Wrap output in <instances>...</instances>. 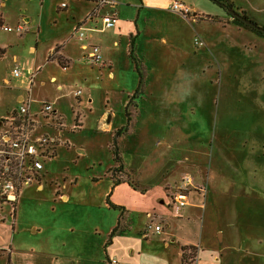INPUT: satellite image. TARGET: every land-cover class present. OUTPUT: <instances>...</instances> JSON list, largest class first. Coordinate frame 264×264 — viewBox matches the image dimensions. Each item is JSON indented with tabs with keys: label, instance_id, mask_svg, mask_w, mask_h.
<instances>
[{
	"label": "crops",
	"instance_id": "0c3cea01",
	"mask_svg": "<svg viewBox=\"0 0 264 264\" xmlns=\"http://www.w3.org/2000/svg\"><path fill=\"white\" fill-rule=\"evenodd\" d=\"M97 1L0 0V20L11 27L22 24L25 30L22 35L0 32V62H10L7 70L0 72V94H10V106L0 110V115L13 110L27 96L24 78H14L11 71L17 68L25 75L33 69L36 72L29 94L32 111L40 103L50 102L65 118L67 108L60 105V100L69 96L70 114L79 100V112L83 115V107L90 112L95 105L91 92L101 91L105 110L95 118L94 133L109 139L108 132L125 128V107L138 86V75L128 56L133 41L134 55L143 67L145 82L143 93L135 100L134 142H130V147L142 155L144 143L140 144L136 136L140 126L144 125V134H154L160 119H166L168 128L170 119L183 117L184 113L194 118L195 108L180 104L188 101L189 89L175 93V86L194 85L201 80L214 85L221 78L222 62L234 61L235 53L253 66L259 81L264 79V39L234 25L223 9L208 0H109L111 5L99 6L95 13ZM175 1L188 7L192 17L172 12L169 7ZM230 1L234 9L264 27V0ZM61 3L66 7L61 8ZM102 15L113 16L115 26L102 29ZM79 33L84 34L81 40ZM196 41L203 45L198 46ZM91 46L98 47L103 65L86 61ZM159 51L177 57L154 67L151 59ZM72 79L77 82V89L81 90V86L87 91L85 97L72 98L70 92L62 91L72 86L67 83ZM113 92L122 95L121 110L117 113L109 105ZM2 98L0 95V101ZM173 101L178 102V107L169 108ZM0 106L3 108V104ZM80 122L78 131L83 126L82 119ZM187 127L182 126L181 133ZM100 128L107 134H100ZM251 130L262 138L253 147L259 152H254V160L261 167L256 186L247 183L255 175L242 179L236 173L230 179L215 171L212 175L208 161H200V157L192 161L197 167L183 161L173 165V161L166 159L161 166L145 169H137V158L136 171L132 162L124 158V163L136 172L138 181L153 184L140 192L126 183L113 185L107 170L97 172L87 177L85 187L100 188L98 201L91 198V189L80 190L76 177L55 169L58 147L55 156L43 164L38 184L32 185L41 192L44 184L50 183L54 188L52 202L60 209L24 213L18 205L23 189L32 185L23 188L14 209H1L0 264H182L185 247L193 248L191 264H264V209H259L262 214L255 217V225L249 207L218 209L209 200L212 193L214 199L253 198L256 191L258 197H264V127ZM77 154L84 155L83 147L78 148ZM94 165L86 169L92 170ZM180 181L188 182L183 207L172 204L171 199L173 187ZM196 186L204 188L198 190ZM68 188L75 190L68 192ZM71 193L75 194L74 207L69 205ZM107 201L122 207L126 217L123 231L111 239L120 213L110 209ZM158 226L161 230L155 232ZM254 228L260 235L258 238L254 236Z\"/></svg>",
	"mask_w": 264,
	"mask_h": 264
},
{
	"label": "rangeland",
	"instance_id": "374dc122",
	"mask_svg": "<svg viewBox=\"0 0 264 264\" xmlns=\"http://www.w3.org/2000/svg\"><path fill=\"white\" fill-rule=\"evenodd\" d=\"M234 11L239 15L242 13L246 18L250 19L245 13L238 10ZM234 56L236 57L234 61L229 59L222 62L221 78L217 79L214 85L209 86L201 80L194 85L174 87L175 93L181 90L185 92L189 89V98L186 99L188 101L181 102L180 104H185L186 107L190 104L191 107H194V118H189L184 113L183 117L170 119L171 124L168 128H165L166 119H160L158 130L154 134H144V125L140 126L136 136L140 140V144L144 143L142 155L130 147V142H134L132 128L128 132H124L122 126L115 128V130L108 132V134L100 128L99 133L107 134L109 139L95 135V118L100 112L105 110V107H103L105 103L103 92L96 90L91 92L95 98V105L90 112L88 108L85 109L83 107V115L79 112V100L76 102V107L73 105L75 108H72L73 113L70 114V110H68L71 102L70 97L65 96L64 99L60 100V105L64 109L67 108L64 110L65 118L61 116L62 123L64 124L62 136L64 143L59 146L58 155L54 158L55 169L59 172L63 169L65 175L68 177H76L78 183H80V190L91 189V198L95 201H98L101 197L100 188L90 185L85 187V185L87 183V177L97 172L103 173V171L107 170V174L114 181H132L138 189H145L149 184H153V181H147L144 185V183L135 178L136 165H134V160L137 158H139L137 169H145L156 164L157 166H161L162 161L166 159L171 162L173 161V165L183 161V164H188L190 167H197L192 161H197L198 157H200V161H208L209 173L212 175L214 171L215 174L219 173L226 179H230L235 173L240 179L255 175V178L247 179V183L256 186L259 184L257 182V175H261V167L254 160V152L255 154L259 152L253 147L262 138H258V134L252 131L251 128L264 127V79L262 81L258 80L259 76L255 75L253 66L242 57L240 58V54L235 53ZM176 57L175 54L159 51L156 56L152 57L151 61L152 65L157 67L164 62L173 61ZM9 66V61H1L0 72H5ZM75 69L78 68L75 67ZM124 76L126 77L127 73H124ZM126 81L131 83V79L129 78H126ZM67 83L72 86L69 85L70 87H65L62 91L67 90L73 98L72 93L79 86L77 87L75 85L77 82L74 79ZM1 85L2 82L0 80ZM80 88L82 97H85L87 91L81 86ZM157 88L162 87L158 86ZM116 93L113 92L109 95V105L117 113V111L121 110L120 106L122 101L120 98L122 95ZM0 95L3 96L0 101V105L3 104V108L0 106V110H5V106H10V100L8 98L10 94L8 92H2ZM76 99H79V97ZM173 103V105H168V107H178V102L173 101ZM142 109L144 110L145 107H142ZM3 112L5 113V111ZM2 116L4 114L0 115V118ZM81 119L83 126L78 131L81 125ZM185 125L188 126V131L185 130V133H181L182 126ZM73 126H75L74 129H72ZM80 146L84 150V155L81 156L77 154ZM114 146L118 151L123 165L122 171L117 170V163L113 161L112 148ZM137 147L142 149V145L139 146L138 144ZM204 150H206V153L203 154L202 152ZM156 155H159V158H155ZM124 158L125 161L132 162L135 171L124 163ZM186 160L189 163L185 162ZM46 162L48 160L44 161V163ZM92 164H95L92 170H87L86 166H91ZM0 169H2L1 166ZM253 169H256V172ZM12 173L13 170L9 174L12 175ZM1 174L2 170L0 171V178ZM184 176L188 177L189 175ZM186 183L188 182L180 181L173 187L174 193L171 195L172 204H174L173 199L177 194H185L187 192L188 188ZM1 185L2 182L0 179V194L2 192ZM204 186H196V188L200 190ZM25 187L28 186H21V190ZM73 189L68 188V192L75 190ZM53 191L54 188L50 183L44 184L41 192L35 191V185H32L31 188L23 189L18 209H23L24 213L32 210L60 209V206L58 207L56 203L54 204L52 202ZM257 194V191L254 192L255 196L253 198L231 199L229 197H216L214 199L212 193L209 200L212 204L215 203L218 209H230L231 206H235L237 209H246V207H249L248 209H251V213L249 212L252 217L251 221L256 225L255 217L264 213V211L261 213V210H259L261 208L264 209V197H258L259 194ZM74 195V193H71L72 200L69 203L73 207ZM261 205L263 206L261 207ZM3 207L4 210L10 209L9 205H3ZM254 236L255 238L260 236L257 228H254Z\"/></svg>",
	"mask_w": 264,
	"mask_h": 264
},
{
	"label": "built area",
	"instance_id": "2783aa9c",
	"mask_svg": "<svg viewBox=\"0 0 264 264\" xmlns=\"http://www.w3.org/2000/svg\"><path fill=\"white\" fill-rule=\"evenodd\" d=\"M96 4L99 7L111 5L112 2L98 0ZM60 7L65 8L66 4L61 3ZM169 9L184 17H190L192 14L188 7L177 1L173 2ZM100 21L102 29L115 26L114 17L111 15L100 16ZM78 30L79 28L75 32ZM24 31L22 24L11 27L0 20V32L22 35ZM78 37L81 40L84 34L79 33ZM196 44L198 46L203 45L200 41H196ZM85 58L86 61L92 64L103 65L99 49L96 46L90 47ZM35 72V70L29 69L23 75L20 69L15 68L11 71L14 78H24L27 96L18 103L17 107L0 118V166L2 168L0 169V171L2 170L0 178L2 182L0 213L3 205H9L10 209H14L21 186L38 184L44 161L52 159L55 156L56 149L64 143L62 140L64 124L54 105L50 102H42L37 109L31 110L33 101L29 94ZM80 95L81 90L75 89L73 91L74 98H78ZM11 170H13L12 175L9 174ZM173 203L177 207L185 206V195L177 194L173 199ZM154 230L159 232L161 228L158 226Z\"/></svg>",
	"mask_w": 264,
	"mask_h": 264
},
{
	"label": "trees",
	"instance_id": "16d2710c",
	"mask_svg": "<svg viewBox=\"0 0 264 264\" xmlns=\"http://www.w3.org/2000/svg\"><path fill=\"white\" fill-rule=\"evenodd\" d=\"M208 1L215 4L219 8L223 9L227 13V15H229V17L232 19V23L234 25H236V26H238V27H240L246 31H249V32L255 34L256 36L264 39V27L263 26H260L257 23L252 21V23L254 24V26L252 27L250 25L245 24L244 22H242L237 17L232 16L228 13V11H230V10H238V9H234L233 4L231 3L230 0H208ZM240 15L242 17H245L244 14H242V13ZM128 50H129V53H128L129 59L133 63L134 70L138 75V86H137V89L135 90L134 94L129 98L128 103L125 107V111H124L125 128L123 129L124 132H128L129 130H131V128L135 122V108H136L135 100L139 96H141V94L143 93L144 82H145V75H144L143 67L139 64V61L135 58V55H134L133 41L130 42ZM112 156H113V161L115 163H117V170L122 171L123 165L121 163L118 151L115 148V146L112 148ZM110 179L112 180L113 185H119L121 183H126L134 190H138L140 192L145 191V189H138V187L135 184H133L132 181H129V180H126V181L115 180L114 181L112 179V177H110ZM107 204H108V207L110 209L118 210L120 213L117 225L115 226V228L110 233L109 239H111L112 236L116 235L117 233H121L123 231L124 226L126 225V217L124 216V210L122 209V207L114 206V205L110 204L108 201H107ZM193 256L194 255H193V248L192 247L183 248L182 249V264H191L193 261Z\"/></svg>",
	"mask_w": 264,
	"mask_h": 264
},
{
	"label": "water",
	"instance_id": "95a60500",
	"mask_svg": "<svg viewBox=\"0 0 264 264\" xmlns=\"http://www.w3.org/2000/svg\"><path fill=\"white\" fill-rule=\"evenodd\" d=\"M98 10V6L96 4L95 6V9H94V12L96 13V11ZM228 13L232 16H235L237 17L238 19H240L242 22H244L245 24L247 25H250V26H254V24L252 23V21H250L249 19L245 18V17H242L241 15H239L237 12L233 11V10H230L228 11Z\"/></svg>",
	"mask_w": 264,
	"mask_h": 264
},
{
	"label": "flooded vegetation",
	"instance_id": "af4514ba",
	"mask_svg": "<svg viewBox=\"0 0 264 264\" xmlns=\"http://www.w3.org/2000/svg\"><path fill=\"white\" fill-rule=\"evenodd\" d=\"M234 11V10H233ZM236 12V11H235Z\"/></svg>",
	"mask_w": 264,
	"mask_h": 264
}]
</instances>
